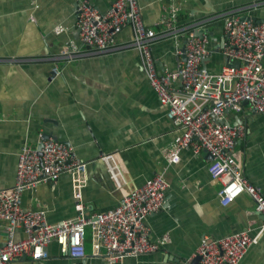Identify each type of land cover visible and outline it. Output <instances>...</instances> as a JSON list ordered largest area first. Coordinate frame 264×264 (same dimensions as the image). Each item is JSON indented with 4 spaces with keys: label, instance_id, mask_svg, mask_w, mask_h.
Masks as SVG:
<instances>
[{
    "label": "crops",
    "instance_id": "1",
    "mask_svg": "<svg viewBox=\"0 0 264 264\" xmlns=\"http://www.w3.org/2000/svg\"><path fill=\"white\" fill-rule=\"evenodd\" d=\"M0 0V190L14 185L18 154L23 146L39 149L40 132L73 147L89 163L82 203L87 215L115 208L121 195L100 157L118 154L130 186L141 187L158 174L169 182L167 205L147 222L151 238L170 235L161 251L129 257L114 264H188L204 237L223 238L249 230L256 235L263 218L254 200L244 194L223 207L221 183L209 174L207 152L182 151L181 163L170 164L163 150L178 135L165 115L158 96L143 69L140 53L132 48L133 30L127 27L117 50L80 59L66 66L55 56L70 42L79 43L76 28L78 5L84 0ZM106 12L115 0H86ZM183 14L179 38L158 39L152 54L158 71L179 65L177 51H183L186 33L197 21H209L213 54L204 68L220 72L226 61L219 50L225 37L224 21L233 13L264 22V0H178ZM145 24L157 32L163 13L161 0H140ZM216 17L215 20L210 18ZM35 19V20H33ZM62 27L61 34L56 29ZM59 68V75L52 73ZM225 120L243 124L246 134L239 139L235 155L244 176L264 195V117L253 115L245 104L241 112L227 110ZM74 184L63 175L56 185L42 184L23 195V205L45 209L50 223L77 215ZM5 224L0 221V242ZM23 235L19 234L18 239ZM88 244L87 251L90 253ZM49 259L34 262L24 257L13 264H73L53 242ZM80 264H110L90 255ZM242 264H264V235L252 246Z\"/></svg>",
    "mask_w": 264,
    "mask_h": 264
},
{
    "label": "built area",
    "instance_id": "2",
    "mask_svg": "<svg viewBox=\"0 0 264 264\" xmlns=\"http://www.w3.org/2000/svg\"><path fill=\"white\" fill-rule=\"evenodd\" d=\"M161 1L163 13L157 24L160 32L145 24L140 0H115L104 13L91 2L82 1L76 13L79 43L63 46L55 59L71 66L80 59L115 51L120 47L122 33L127 27L132 28V48L140 53L149 83L178 133L172 146L163 150L166 160L177 165L182 161V151L207 152L211 159L209 174L222 185L221 205L228 207L248 194L263 218L256 235L245 230L219 239L204 237L188 264H195L197 258L199 264H242L249 249L264 235V195L244 176L235 155L246 127L232 126L225 120V112H241L246 104L251 114L264 117V22L233 13L221 15L227 40L219 50L226 64L220 72H211L203 66L213 54L214 39L209 37V21H197L186 33L184 50L177 51L184 59H179L176 69L160 72L152 54L153 44L160 38H179L184 30L180 26L183 10L178 0ZM33 8L39 9L37 0ZM63 31L62 27L56 29L58 35ZM236 62L239 67L234 66ZM52 73L59 75V68L54 67ZM38 139L41 149L23 146L18 154L14 185L0 190V221L5 224L0 264H13L24 257L37 263L47 261L53 242L73 264L84 262L89 255L110 264L119 263L129 257L153 255L170 243L168 233L152 239L147 225L148 219L160 213L168 202L169 182L163 174L141 187L130 186L125 169L118 163V154L100 157L99 161L108 165L121 199L109 211L87 215L82 190L89 163L55 137L40 132ZM63 175L73 180L75 217L50 223L45 209L24 207V193L42 184L56 185ZM19 234L22 239H18Z\"/></svg>",
    "mask_w": 264,
    "mask_h": 264
},
{
    "label": "water",
    "instance_id": "3",
    "mask_svg": "<svg viewBox=\"0 0 264 264\" xmlns=\"http://www.w3.org/2000/svg\"><path fill=\"white\" fill-rule=\"evenodd\" d=\"M226 40H227V36L223 38L222 44H224V43L226 42ZM239 65H240V64H239L238 62H236L234 66H235V67H239ZM40 149H41V146L39 147V150H40ZM199 261H200V258H197V259H195L194 263H195V264H199Z\"/></svg>",
    "mask_w": 264,
    "mask_h": 264
}]
</instances>
